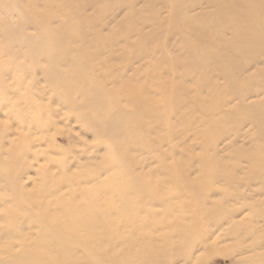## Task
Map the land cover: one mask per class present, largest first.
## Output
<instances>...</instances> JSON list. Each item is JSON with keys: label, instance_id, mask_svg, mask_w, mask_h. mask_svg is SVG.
I'll return each instance as SVG.
<instances>
[{"label": "rangeland", "instance_id": "374dc122", "mask_svg": "<svg viewBox=\"0 0 264 264\" xmlns=\"http://www.w3.org/2000/svg\"><path fill=\"white\" fill-rule=\"evenodd\" d=\"M108 96L126 116L102 142L79 115ZM45 183L42 207L16 197ZM0 262L264 264V0H0Z\"/></svg>", "mask_w": 264, "mask_h": 264}, {"label": "bare ground", "instance_id": "6f19581e", "mask_svg": "<svg viewBox=\"0 0 264 264\" xmlns=\"http://www.w3.org/2000/svg\"><path fill=\"white\" fill-rule=\"evenodd\" d=\"M86 93L88 94L87 96L89 97V102L94 101V99L97 97L95 94H92L90 92H86ZM54 96L59 101H61L64 105L68 106L71 109V112L72 113L77 111L76 104L74 105V103L70 102L69 100L62 99L61 95L58 92H55ZM55 97H53L52 100ZM42 105H44V104H42ZM118 108H121V105L120 104L119 105H116L115 99L109 98V96H108V97H105L103 100L98 101L96 103V107L88 108V110L85 113L84 112H81L80 115H79V117L83 116L82 119H81L82 120L81 122L96 137H98L102 142H104V140L106 139V137L108 135H110V131H111L110 129L112 128L111 127V118L112 117H116L120 122H123V119L126 116V113L123 111V109L122 110H119ZM50 110H51V108H50ZM82 111H84V110H82ZM49 113H50V111L47 112V114H49ZM42 116H43L42 113H38L37 116H35L34 118L32 116H30V115H27L26 119L30 120L38 128H40L39 127L40 125H38V124L40 123L39 120H42ZM74 117H76V116H74ZM138 127L139 126H136V128H138ZM142 128L145 129V130L148 129L147 126L142 127ZM119 130L121 132H123V131H126V132H129L130 131V132L121 141L117 142L115 145H112L113 142L112 143L109 142L110 145L107 144V146H108L107 148H108V151H109V153H107L106 158H105L107 165H102L99 168V170H104V169L110 167L109 166L110 164H112V167L115 168L116 166L120 165V162L121 163L123 162V156L121 154L120 162L113 161V163H111L110 162V159H111V150L115 148V152H116V150H120L123 153L124 152L123 146L126 144L128 138L133 135V129L130 130L128 127H122V126H120L119 127ZM120 137H121L120 134L115 133V141L118 140ZM111 140L112 139H109V141H111ZM24 146H25V141L22 140V139H19L14 144V147L9 151V154L14 158V160L13 161H8L7 160V162L4 165H2L3 173H7L8 172L7 171V168L8 167H14L16 169H18L20 167V162L22 160V154H21V152L24 149ZM109 146H111V148ZM109 156H110V159H109ZM58 164L63 165L62 161L61 162H58ZM90 166H93V165H90ZM90 166L86 167V170L87 171H86V176L84 177V180L85 179H88V178H90V177H92L93 175L96 174V168L97 167L96 168H93V167H90ZM116 175L117 174H114V178L110 179L109 185L111 187L115 188V189H120V188L126 187L125 185L122 184L121 177L120 176L117 177ZM223 178L225 180H228L230 183H233L234 182L233 177L230 174L228 176H224ZM47 179H50V178L48 176H45V182H47ZM46 186H47L46 183L43 184L40 187V189L37 191L41 195H37V194H29V195H27V194H24V193H21V195H19L17 193L16 194V197L17 198H20V199L22 198L21 200L26 201V202L30 203L32 206H35L37 208L38 207H42L43 206V204H42V196H43V192H44ZM203 192L204 191H202V190H200L198 188H194V193L192 192L193 201L194 202L197 201L198 204H201L198 201V197ZM66 199H67V197H57L56 204L60 205V212L57 213V216H58L57 219H54L50 223L48 222V225H44L43 224L41 226V227H43L47 231V235H46V238L47 239H49V238L54 239L55 233H48V230L51 229L50 231H54V230L57 229V225L55 224V222L60 221L61 218H64L66 216V210H67V208L69 206L72 205V202H73V200L75 198H71V199H67V200ZM73 208L75 209L76 207L73 205ZM83 208H84L85 211L90 210V209H93V202H91L89 205H83ZM218 211H219V209H213L212 212H211L210 217L215 216ZM13 215H14V212H11V213H9L6 216L7 228H8V231L9 232L17 233L19 231V226H15V222L13 220ZM97 215H98V213H97L96 209H94V211L92 213V217H87L86 214L83 213V212H79L77 214V217L79 219H81V221H83L84 223L86 222L87 225H89L90 224V221L92 220V218L97 219ZM57 231L60 232V233H59V238L56 241H58L61 244V246H63L64 243H67L68 241L71 240L72 233H77L78 230L77 229H74L73 232H72L70 229H68L67 227H65L64 225L61 224L59 226V228H58ZM200 231H201V229L198 230V231H196V232H194L191 235V239H193L196 235H198L200 233ZM0 264H1V262H0Z\"/></svg>", "mask_w": 264, "mask_h": 264}]
</instances>
